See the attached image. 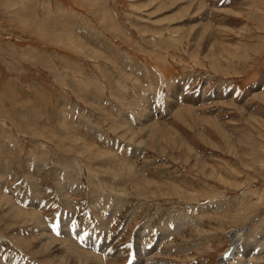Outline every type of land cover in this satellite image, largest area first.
I'll return each instance as SVG.
<instances>
[{
	"label": "rangeland",
	"instance_id": "rangeland-1",
	"mask_svg": "<svg viewBox=\"0 0 264 264\" xmlns=\"http://www.w3.org/2000/svg\"><path fill=\"white\" fill-rule=\"evenodd\" d=\"M221 260L264 264V0H0V264Z\"/></svg>",
	"mask_w": 264,
	"mask_h": 264
},
{
	"label": "bare ground",
	"instance_id": "bare-ground-1",
	"mask_svg": "<svg viewBox=\"0 0 264 264\" xmlns=\"http://www.w3.org/2000/svg\"><path fill=\"white\" fill-rule=\"evenodd\" d=\"M241 234H242L241 232L240 233H235V234L231 235V239L235 242L236 239H240ZM233 246H235V245H233ZM228 256L230 258V253H229ZM224 257H227V254ZM225 260H221L219 264H225Z\"/></svg>",
	"mask_w": 264,
	"mask_h": 264
},
{
	"label": "water",
	"instance_id": "water-1",
	"mask_svg": "<svg viewBox=\"0 0 264 264\" xmlns=\"http://www.w3.org/2000/svg\"><path fill=\"white\" fill-rule=\"evenodd\" d=\"M231 249H233V248L231 247ZM228 255H229V254H227V257H229ZM227 257H226V258H227Z\"/></svg>",
	"mask_w": 264,
	"mask_h": 264
}]
</instances>
